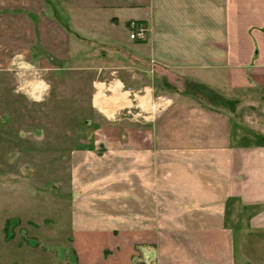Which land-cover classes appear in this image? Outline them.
I'll return each mask as SVG.
<instances>
[{
    "label": "crops",
    "instance_id": "obj_1",
    "mask_svg": "<svg viewBox=\"0 0 264 264\" xmlns=\"http://www.w3.org/2000/svg\"><path fill=\"white\" fill-rule=\"evenodd\" d=\"M0 10L9 56L109 72L93 104L105 121L71 157L77 264H264V0H0ZM132 22L148 41L130 40Z\"/></svg>",
    "mask_w": 264,
    "mask_h": 264
},
{
    "label": "rangeland",
    "instance_id": "obj_2",
    "mask_svg": "<svg viewBox=\"0 0 264 264\" xmlns=\"http://www.w3.org/2000/svg\"><path fill=\"white\" fill-rule=\"evenodd\" d=\"M5 49L14 48L0 43V264H77L71 157L87 139L84 130L96 124L93 104L104 87L95 82L109 72L99 75L94 63L51 67L43 58L34 64ZM192 87L206 106L237 109ZM121 118L127 124L128 116Z\"/></svg>",
    "mask_w": 264,
    "mask_h": 264
},
{
    "label": "built area",
    "instance_id": "obj_3",
    "mask_svg": "<svg viewBox=\"0 0 264 264\" xmlns=\"http://www.w3.org/2000/svg\"><path fill=\"white\" fill-rule=\"evenodd\" d=\"M150 34L149 27L143 22H132L130 24V40L133 42H145Z\"/></svg>",
    "mask_w": 264,
    "mask_h": 264
},
{
    "label": "trees",
    "instance_id": "obj_4",
    "mask_svg": "<svg viewBox=\"0 0 264 264\" xmlns=\"http://www.w3.org/2000/svg\"><path fill=\"white\" fill-rule=\"evenodd\" d=\"M217 96V95H214ZM218 97V96H217ZM219 98V97H218ZM220 100H222L221 98H219ZM223 101V100H222ZM227 104H231L232 102H226Z\"/></svg>",
    "mask_w": 264,
    "mask_h": 264
}]
</instances>
